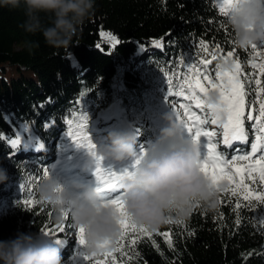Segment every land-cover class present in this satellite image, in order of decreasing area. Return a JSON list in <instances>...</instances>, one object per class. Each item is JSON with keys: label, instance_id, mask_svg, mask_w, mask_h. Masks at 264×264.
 Listing matches in <instances>:
<instances>
[{"label": "trees", "instance_id": "1", "mask_svg": "<svg viewBox=\"0 0 264 264\" xmlns=\"http://www.w3.org/2000/svg\"><path fill=\"white\" fill-rule=\"evenodd\" d=\"M24 20L22 9L0 7V167L8 176L0 183V240L14 238L18 232L42 234L64 226L60 238L76 229L70 213L58 223L54 209L39 199L43 178L30 183L37 170L48 167L66 186L52 169V161L67 140L68 119L74 128L78 118L87 114V131L97 146L105 141L103 114L115 104L138 134L139 150L159 137L161 129L153 118L173 109V101L178 100L168 98L165 73L186 72L184 65L198 63L202 57L210 59L214 52L216 59L209 67L214 75L230 50L234 56L229 59L241 64L248 106L258 113L264 101V92L259 91L264 75L253 67L264 62V56L257 54L264 53V45L259 42L255 51L239 49L216 0H96L95 14L73 37L72 45L60 49L48 46L39 33L25 32ZM102 31L116 36L119 43L113 46ZM160 40L163 45L155 46L153 42ZM200 40L206 42L207 52ZM255 79H260V86ZM254 129L246 120L247 133ZM17 136L21 144L13 148L9 141ZM29 136L35 142L30 146L25 143ZM39 143L46 151L38 148ZM244 180L254 190L264 187L258 180L255 185ZM20 185L34 188L30 205L23 203L29 197ZM220 187L232 185L224 181ZM169 220L154 229L134 221L138 228L146 227L148 234L129 232L120 252L111 246L106 251L113 253L117 264H264V204L260 201L221 191L214 209L196 204L189 217L178 219L170 213ZM50 235L57 238L55 233ZM59 247L64 264H95L105 251L91 257L79 246L72 257ZM78 253L91 259L84 260Z\"/></svg>", "mask_w": 264, "mask_h": 264}, {"label": "clouds", "instance_id": "2", "mask_svg": "<svg viewBox=\"0 0 264 264\" xmlns=\"http://www.w3.org/2000/svg\"><path fill=\"white\" fill-rule=\"evenodd\" d=\"M96 0H0V7L22 9L25 32L41 34L45 43L55 49L72 45L84 24L95 14ZM234 34L235 45L247 49L264 41V0H235L226 17ZM230 65L222 63L221 68ZM206 103L218 105L219 94L209 92ZM166 126L156 142L147 150L131 176L120 182L128 216L138 224L155 228L167 221L170 213L184 219L196 204L212 210L218 199L217 190L200 171L201 150L185 135V130L171 113L165 114ZM137 133L134 130L111 131L96 152L105 160L123 162L137 155ZM93 161L89 159L88 165ZM7 171L0 167V183L7 181ZM39 199L55 212V220L63 223L70 210L74 227L83 226L85 252L103 250L106 241L120 234L119 213L101 201L92 184L73 180L64 186L51 173L38 187ZM0 264H64L62 250L41 234L18 232L14 238L0 240Z\"/></svg>", "mask_w": 264, "mask_h": 264}, {"label": "snow or ice", "instance_id": "3", "mask_svg": "<svg viewBox=\"0 0 264 264\" xmlns=\"http://www.w3.org/2000/svg\"><path fill=\"white\" fill-rule=\"evenodd\" d=\"M235 0H217V7L222 17H227L232 8L234 7ZM102 36L107 35V39L115 46L119 43L116 36L111 33L105 34L101 32ZM155 46H162L163 41H154ZM200 47L207 52L208 46L204 40H200ZM264 45V41L261 42ZM252 50H256L258 45L253 44L250 46ZM215 49L219 50L220 45L216 44ZM258 55L264 56V53H257ZM234 56L233 51H227L226 55L223 56L225 62L229 58ZM216 59V55L213 52L211 59L200 58L198 63H189L184 65L186 72L173 73L168 77V98L175 96H182L184 103H179L178 108L174 104L173 109L177 111V119L179 120L180 126L189 134L192 141L199 147H203L207 151L201 156L199 162L200 171L209 179L210 185L214 187L217 192L225 191L230 192L231 195L237 196L238 193L242 194L243 200L252 201L257 200L264 204V187H261L258 191L249 187V184L245 183L243 177H246L248 181L255 185L257 180L262 186H264V101L259 103L258 115L253 116L252 112L254 108H250L247 115H245V100L248 95L244 90V83L241 82L240 72L241 64L238 60H233L232 68L225 70L220 65H217L214 69V75L212 71L206 67ZM183 64V60H181ZM254 68H258L260 74L264 75V62L258 65L254 64ZM180 82L176 84L174 78ZM249 79V77H245ZM257 86L261 85L260 79H255ZM174 88H178L179 91H174ZM215 91L219 94L220 102L218 105H210L206 103V96L209 92ZM259 91L264 92V87H261ZM259 99V95L257 94ZM183 111L180 112L179 110ZM199 110V114L197 111ZM252 122V127L258 132L256 135V142L251 143L250 152L245 154L232 155L230 159L221 155L216 150V145L211 142V138L216 135L214 131H208L204 126L207 124H217L220 121L222 123V136L223 144L231 147L233 141H239L242 143H248V135L244 129V120ZM79 122L75 124L73 128V120L68 119L69 131L67 135L71 138L72 143L77 148H83L95 158L96 168L94 175L96 178V191L101 201L107 205L114 207L119 213V226L120 234L119 239L113 245V242L106 241L101 247L103 250L100 253L101 259L96 260L95 264H117L116 257L112 252L106 251L110 246L113 247V251L120 252L124 247L123 241L125 236L131 232L148 234V230L144 226L139 228L135 222L128 216L125 206L124 197L120 188V182L125 176H131L132 173L125 171L122 174L102 167L103 157L98 155L96 152V145L93 142L88 128L89 117L84 114L78 118ZM207 138L202 140L201 138ZM33 137L29 136L25 141H31ZM13 148H16L21 144V139L17 136L16 139L9 141ZM39 149L44 148L43 143L38 144ZM260 155H256L257 153ZM146 153L141 152V156L137 158L136 164L139 165ZM238 162H246L243 167H238ZM50 173L48 167H43L37 170L30 181L31 184L38 183L41 178H47ZM240 178V179H237ZM221 181H227L232 187L230 189H221ZM22 189H26L28 199L24 200L25 205H30L32 201L31 192L34 188L29 189L26 185H20ZM236 207L239 208L240 204L237 203ZM70 210L65 211V219L67 220ZM166 222H170L166 221ZM239 223V221H237ZM264 224V220L261 221ZM64 232V226H56L51 231L45 230L44 235L48 236L52 233L56 234L54 243L59 246H66L67 240L59 238V233ZM85 229L83 226L75 229V235L77 242L81 247L85 245L84 239ZM166 237L167 233L164 234ZM170 242V241H169ZM131 243H135L133 239ZM84 260H90L91 257H95L97 254H92L91 257L84 253H78Z\"/></svg>", "mask_w": 264, "mask_h": 264}, {"label": "rangeland", "instance_id": "4", "mask_svg": "<svg viewBox=\"0 0 264 264\" xmlns=\"http://www.w3.org/2000/svg\"><path fill=\"white\" fill-rule=\"evenodd\" d=\"M184 98L181 97L179 101L175 103V105L178 107L179 103H184ZM118 111V114L113 115V114H108L107 111L104 112L103 117H102V124H103V130H104V136L107 137L109 134V130L115 129V130H133L134 128L126 122L123 117L121 112L116 108ZM194 111H197L196 109H193ZM180 112L183 110L180 109ZM171 113L174 119L179 123V120L177 119V111L168 109L165 114ZM164 114V116H165ZM164 116L161 118H157L154 121L158 123V126L162 129L163 127L166 126V120L164 119ZM120 123V128L118 124ZM222 123L223 121L218 122L217 124H207L205 127L206 130L208 131H214L216 133L215 136L211 138V142L216 145V150L219 152L218 149V140L223 137L222 136ZM180 124V123H179ZM185 135L190 137L189 134L185 131ZM68 140L64 141L63 144L58 149V153L56 154V158L54 160V168L57 174L60 175V177H66V178H72L74 180H79L84 183L92 184L93 186H96V178L95 175L91 172L96 168V161L93 156H91L87 150L83 148H77L71 141V138L67 135L66 139ZM21 139V138H20ZM202 140H206L207 138L202 137ZM22 140V139H21ZM33 139L31 141H28L26 144L30 145L33 143ZM253 142H256V139L253 140ZM252 142V143H253ZM103 144V143H101ZM151 148V145L149 143L143 147L140 151L137 152V155L134 159H129L125 160L123 162H116L113 160H105L103 159L102 161V167L108 168L109 166H112L113 168L111 169L112 171L116 172L117 174H122L125 171L132 173L135 168L138 166L136 164L137 158L141 156V152L146 153L147 150ZM233 152H225L224 154H220L225 156L227 159H230L232 155H236L237 152L234 150L235 148H232ZM228 150L231 151V148H228ZM239 154H244L242 152H239ZM261 153H257L256 155H260ZM91 159L93 163L91 165H88V161ZM238 167H243L244 164L237 165ZM75 236V232H68V239L71 240ZM50 241L53 240L51 236H43Z\"/></svg>", "mask_w": 264, "mask_h": 264}]
</instances>
